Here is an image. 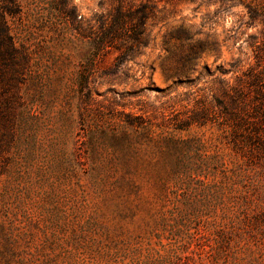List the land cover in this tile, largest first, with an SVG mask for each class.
<instances>
[{
	"label": "rangeland",
	"instance_id": "1",
	"mask_svg": "<svg viewBox=\"0 0 264 264\" xmlns=\"http://www.w3.org/2000/svg\"><path fill=\"white\" fill-rule=\"evenodd\" d=\"M19 1L30 71L0 90V264H264V0H150V43L118 67L55 0ZM116 3L65 0L92 25ZM197 41L217 46L165 69Z\"/></svg>",
	"mask_w": 264,
	"mask_h": 264
},
{
	"label": "trees",
	"instance_id": "2",
	"mask_svg": "<svg viewBox=\"0 0 264 264\" xmlns=\"http://www.w3.org/2000/svg\"><path fill=\"white\" fill-rule=\"evenodd\" d=\"M116 1L117 3L107 14L98 15L95 25L84 24L82 18H78L73 8L66 7L65 0H55L53 8L68 30L73 31L78 37L91 39L93 52L90 60L92 62L99 55L104 54L107 48H113L118 51L113 65L118 67L134 54L140 53L141 49L150 43L147 20L154 15L155 4L150 0L140 1L137 5L125 3L123 0ZM20 12L19 0H0V90L9 95L12 93L15 95L19 85L24 82L30 71L28 54L23 47L17 46L9 23V18L18 16ZM173 37L190 40L192 36L187 30L179 29L169 34V38ZM216 46L215 41H197L190 44L187 49L173 52L171 66L166 64L163 66L168 70L173 69L176 73L188 70L201 50L205 48L215 49ZM237 63L238 60L229 65L227 69H223L220 65L215 66V71L226 73L236 69L239 65ZM148 68L153 70L152 65H149ZM204 69L209 70L207 66H204ZM83 75L85 74H82L81 77ZM83 78L85 80V77ZM224 83L225 81L221 93L229 97L230 101L234 103L236 97L241 95L242 90L239 86L230 87L228 83L226 85ZM215 100L225 113H235L230 110V103L226 100L219 97H216ZM206 109V107H202L190 116L179 120L176 128L182 130L192 124L204 125L208 120ZM129 123L134 124L133 122ZM235 126H238L236 122ZM141 127L146 129L147 126L141 125Z\"/></svg>",
	"mask_w": 264,
	"mask_h": 264
}]
</instances>
